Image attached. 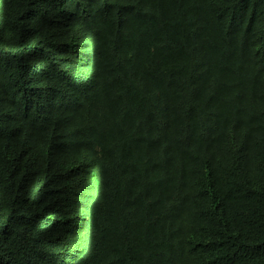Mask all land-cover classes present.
Instances as JSON below:
<instances>
[{
    "label": "trees",
    "instance_id": "obj_1",
    "mask_svg": "<svg viewBox=\"0 0 264 264\" xmlns=\"http://www.w3.org/2000/svg\"><path fill=\"white\" fill-rule=\"evenodd\" d=\"M0 264H264V0H0Z\"/></svg>",
    "mask_w": 264,
    "mask_h": 264
}]
</instances>
